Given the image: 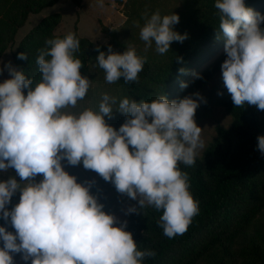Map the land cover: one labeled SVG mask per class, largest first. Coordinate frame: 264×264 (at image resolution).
I'll list each match as a JSON object with an SVG mask.
<instances>
[{
    "label": "clouds",
    "instance_id": "9594fccd",
    "mask_svg": "<svg viewBox=\"0 0 264 264\" xmlns=\"http://www.w3.org/2000/svg\"><path fill=\"white\" fill-rule=\"evenodd\" d=\"M214 7L218 37L225 41L223 85L235 107L247 104L264 111V15L246 7L245 0H215ZM178 23L177 14L161 16L157 11L146 18L140 39L146 48L154 43L158 54H166L172 42L187 39L186 33L173 30ZM79 50L73 33L45 40L36 58L39 82L10 62L0 68V75L6 69L11 77L0 83V172L13 169L21 181H0V219L14 229L0 226V264H14L15 254L25 264H142L156 257L153 250H138L125 230L127 221L103 210L90 192L95 181L77 183L62 161L82 165L137 201L139 207H128L125 215L144 207L162 211L158 226L169 239L185 234L199 214L189 175L179 164L193 166L197 150L204 147L194 119L204 98L193 93L179 100L160 95L137 102L104 93L98 111H66L77 108L92 86V80L81 75L84 65L75 57ZM96 50L106 83L121 78L128 85L139 83L147 58L134 47L122 54L111 47L107 54ZM17 58L28 56L21 52ZM115 113L125 117L118 129L105 120ZM257 149L264 155V136L257 137ZM37 176H42L39 182ZM16 193L19 202L9 210Z\"/></svg>",
    "mask_w": 264,
    "mask_h": 264
},
{
    "label": "trees",
    "instance_id": "16d2710c",
    "mask_svg": "<svg viewBox=\"0 0 264 264\" xmlns=\"http://www.w3.org/2000/svg\"><path fill=\"white\" fill-rule=\"evenodd\" d=\"M59 1L0 0V58L13 47L18 30L30 15ZM71 1L76 7L82 3V0ZM263 1L245 0V6L255 9ZM214 4L215 0H186L182 9L172 11L162 7L138 14L140 23L157 11L161 16H179L173 30L181 35L186 33L187 39L182 43L172 42L169 52L163 55L156 52L154 43L146 48L143 41H136L132 35L124 38L111 31L106 44H97L75 33L80 41L75 57L84 65L81 75L95 80L97 74L106 83L105 74L97 64L96 49L107 54L111 47L113 52L122 54L134 47L137 55L147 58L139 83L128 85L123 78L115 84L106 83L110 94L118 98L127 96L137 102H151L165 95L172 101L173 86L184 74L179 70L183 68L186 72L204 48L219 39V14ZM60 22L58 14L44 17L11 52L13 67L23 69L26 76L39 82L38 50L45 47V40L58 38L54 32ZM21 52L27 54V60L17 58ZM221 105L230 116L229 126L217 127L215 137L196 156L193 166L179 164L180 170L188 173L189 191L199 202V214L193 217L186 233L172 239L166 237L158 226L162 211L152 207L128 215L125 230L132 234L138 250L157 253L155 258H146L142 264H264V155L257 149V137L264 136V111L247 104L243 108L235 107L228 92ZM105 119L118 129L125 117L115 113L112 119ZM90 192L101 198L117 191L98 176ZM14 206L10 203L7 207L11 210ZM0 226L14 233L3 219Z\"/></svg>",
    "mask_w": 264,
    "mask_h": 264
},
{
    "label": "rangeland",
    "instance_id": "374dc122",
    "mask_svg": "<svg viewBox=\"0 0 264 264\" xmlns=\"http://www.w3.org/2000/svg\"><path fill=\"white\" fill-rule=\"evenodd\" d=\"M186 0H102L103 7L99 4L101 0H82L79 7L73 5L71 0H60L54 6L43 9L38 14L30 15L25 25L20 28L15 36L13 47L8 48L0 58V68H4L9 62L12 64L11 52L17 44L46 16L58 14L60 24L55 29L54 34L58 38H64L67 34H77L79 37L87 39L97 44H106L108 42V33L113 31L119 36L128 38L130 35L138 42L140 39V29L144 25L139 22L137 15L143 10L150 12L155 9L165 7L168 10L182 9ZM261 15H264V1L255 9ZM150 18V16H149ZM264 28V24L261 25ZM224 39L221 36L214 43L204 48L200 57H198L191 66L186 70L182 77L174 84V94L171 100L183 99L185 96L199 93L206 103H200L196 109L195 122L202 129L201 140L204 147L197 150V156H200L204 148L215 137L219 125L228 127L230 116L226 113L221 105L227 89L223 85L221 76V64L226 59L224 52ZM11 78L5 69L0 75V82ZM92 80V86L88 95L83 101L78 102L77 108L67 109L66 111L78 113L84 108H91L98 111V105L101 101L102 94L110 92L106 83L95 74V80ZM181 83L187 84L186 88H181ZM222 93V95H218ZM106 120V119H105ZM64 170L77 178V183L84 184L86 181H95L98 174L83 168L82 165L71 166L66 161H62ZM14 177L18 182L20 178L16 175L15 170L10 169L7 173L0 172V181ZM42 176H37L35 182H39ZM97 197V196H96ZM98 202L104 205L106 213L114 215L118 221H128V215L125 212L128 207H137L138 202L129 199L126 195L118 192L107 194L98 198ZM19 202V193H16L11 200V204L16 205ZM119 226V225H116ZM14 264H25L20 254L13 256ZM27 264H31L28 261Z\"/></svg>",
    "mask_w": 264,
    "mask_h": 264
}]
</instances>
